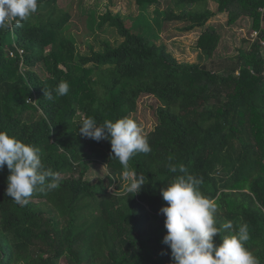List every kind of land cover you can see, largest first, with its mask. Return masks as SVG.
Instances as JSON below:
<instances>
[{
	"label": "trees",
	"instance_id": "1",
	"mask_svg": "<svg viewBox=\"0 0 264 264\" xmlns=\"http://www.w3.org/2000/svg\"><path fill=\"white\" fill-rule=\"evenodd\" d=\"M59 1L38 0L21 27L0 30V130L38 148L45 167L62 177L59 188L34 192L20 206L6 195L7 166L0 170V264H172L159 210L161 189L183 174L169 165L181 164L202 179L218 227L248 224L246 247L264 264V0L164 1L165 19L199 31L196 47L210 59L223 57L212 18L225 15L229 26L251 18L236 66L180 60L142 34L144 14L135 22L112 0L82 11L101 32L79 39ZM135 2L145 11L163 4ZM61 81L70 87L65 96L55 92ZM144 94L158 100V122L144 134L151 151L134 154L124 169L108 140L84 138L78 128L82 118L130 117ZM93 162L106 165L104 179L86 177ZM125 171L144 177L139 193L127 192Z\"/></svg>",
	"mask_w": 264,
	"mask_h": 264
},
{
	"label": "clouds",
	"instance_id": "2",
	"mask_svg": "<svg viewBox=\"0 0 264 264\" xmlns=\"http://www.w3.org/2000/svg\"><path fill=\"white\" fill-rule=\"evenodd\" d=\"M37 10L38 0H0V30L11 27L13 22L21 27ZM69 90L68 82L61 81L55 92L65 96ZM44 97L55 99L53 91L48 89ZM78 133L97 142L108 140L111 159L118 160L124 169H128L134 154L151 151L141 126L130 117L100 124L93 117L82 118ZM5 165L9 170L6 195L20 206L27 205L34 192L60 187V173L45 167L38 148L0 130V170ZM169 171L183 173L161 189L166 202L159 210L165 217L166 235L162 243L171 250L172 264H259L246 247L250 239L248 224L240 223L233 231V222L229 220L218 227L214 216L216 205L200 191L202 179L188 174L182 164L169 165ZM123 179L128 181L129 195L139 193L144 187L143 176L125 171ZM222 229L231 234L221 236Z\"/></svg>",
	"mask_w": 264,
	"mask_h": 264
},
{
	"label": "rangeland",
	"instance_id": "3",
	"mask_svg": "<svg viewBox=\"0 0 264 264\" xmlns=\"http://www.w3.org/2000/svg\"><path fill=\"white\" fill-rule=\"evenodd\" d=\"M60 0L59 6L68 10L72 14L71 27L74 34L82 39L85 33L91 31L93 33L101 32V29L97 26L96 21L91 18L89 21L83 16L82 11L86 8L92 7L96 4V0ZM108 1V0H107ZM165 0H162L163 4L161 7L156 8L151 6L146 11L139 7L135 0H112V6L115 10L120 9L124 15H130L135 22L141 14H144L139 19L140 25L145 26L146 33H142L146 36L157 38L158 42H165L171 52H173L180 60L196 61L200 63H207L212 66L213 63H224L228 66H236L238 63L239 52L238 48L243 45V40L248 36L250 27L252 24L251 18H242L236 24L229 26L226 22V16L219 14L213 17L211 23L214 24L219 32L220 39L218 44L217 53L223 55V57H214L210 59L207 55L201 52L196 47V40L199 36V31L183 32L180 31L177 26L182 23L176 20H166ZM103 6L105 3L100 2ZM212 9L216 8L215 3H211ZM165 8V9H164ZM143 17H146L143 19ZM93 42V36L90 37ZM97 45V44H96ZM82 50H87V45L84 44ZM158 100L153 95L144 94L138 101V109L130 118H133L141 126L143 134L150 131L158 122L156 114V106ZM107 174L106 165L100 162H93L90 164L86 177L92 182H96L99 179H104Z\"/></svg>",
	"mask_w": 264,
	"mask_h": 264
},
{
	"label": "built area",
	"instance_id": "4",
	"mask_svg": "<svg viewBox=\"0 0 264 264\" xmlns=\"http://www.w3.org/2000/svg\"><path fill=\"white\" fill-rule=\"evenodd\" d=\"M263 11H264V9H263ZM258 35H259V31L258 30H253L251 33H250V39H252V40H256L257 38H258ZM261 43H262V45H264V40H261ZM19 51H20V53L21 54H23V49H21V48H19ZM11 54L13 55L14 54V52H11Z\"/></svg>",
	"mask_w": 264,
	"mask_h": 264
}]
</instances>
